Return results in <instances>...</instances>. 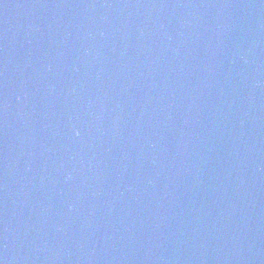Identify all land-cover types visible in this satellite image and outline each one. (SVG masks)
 Wrapping results in <instances>:
<instances>
[{"label":"water","instance_id":"water-1","mask_svg":"<svg viewBox=\"0 0 264 264\" xmlns=\"http://www.w3.org/2000/svg\"><path fill=\"white\" fill-rule=\"evenodd\" d=\"M0 264H264V0H0Z\"/></svg>","mask_w":264,"mask_h":264}]
</instances>
